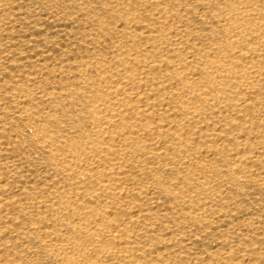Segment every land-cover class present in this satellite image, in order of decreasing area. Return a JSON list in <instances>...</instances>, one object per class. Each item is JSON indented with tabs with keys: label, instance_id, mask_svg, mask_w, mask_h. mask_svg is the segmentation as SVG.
<instances>
[{
	"label": "bare ground",
	"instance_id": "1",
	"mask_svg": "<svg viewBox=\"0 0 264 264\" xmlns=\"http://www.w3.org/2000/svg\"><path fill=\"white\" fill-rule=\"evenodd\" d=\"M0 264H264V0H0Z\"/></svg>",
	"mask_w": 264,
	"mask_h": 264
}]
</instances>
